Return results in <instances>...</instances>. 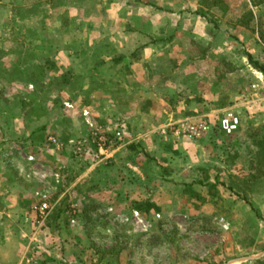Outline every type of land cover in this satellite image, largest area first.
Returning a JSON list of instances; mask_svg holds the SVG:
<instances>
[{"label": "rangeland", "instance_id": "1", "mask_svg": "<svg viewBox=\"0 0 264 264\" xmlns=\"http://www.w3.org/2000/svg\"><path fill=\"white\" fill-rule=\"evenodd\" d=\"M234 1L189 0V8H197L196 13L206 24L222 28V52L233 54L238 67L242 64L240 56L250 50L249 46L252 54L259 57L256 39L264 33V16L257 14L254 18L251 11H246L245 2ZM34 3L32 0L29 5ZM230 8L235 10L229 12ZM187 14L189 21L193 20V12ZM24 15L9 14L10 20L4 27L7 15L0 13V133L8 140L25 136L26 132L30 138L51 124L53 136L68 135L70 131L89 135L88 141L81 139L80 143L91 150V156L74 153L79 158L71 161L70 167L75 168L72 174L79 177L85 171L83 168H91L88 174L94 175V182L101 172L107 183L103 190L105 201L96 205L86 194L81 212L72 215L77 219V243L82 255L77 264H106L110 259L118 264H249L262 260L264 180L256 185L245 181L255 172L252 140L264 125H254L243 113L238 111V115L232 110L241 118V126L232 136H224L218 121L227 109L216 110L209 117L182 118L153 130L144 125L133 129L132 125L113 120L107 117L109 107L104 109L101 105V94L92 97L91 92L85 93L79 82L70 84L67 74L65 57L70 49L85 51L96 46L54 43L58 42L59 30L53 25L67 21L65 37L72 33L84 42L93 40L92 27L86 35L79 34L78 23L71 21L75 12L67 13L65 19L59 15L55 22L54 15H49L44 29L36 27L35 19L28 23L20 21ZM139 25L146 30L142 21ZM190 47L193 56L200 55L201 48ZM220 68L224 74L230 66L224 61ZM226 82L223 75L214 79L222 88L228 85ZM189 85L192 93L200 89L195 80L190 79ZM104 116L110 122H105ZM72 118L88 120L72 126ZM201 122L208 129L199 139L185 132L188 126ZM74 143L70 146L76 152L78 141ZM185 149L197 155L189 158ZM100 150L104 151L101 155ZM46 160V165L55 164L52 158ZM90 180L88 175L83 182L90 184ZM83 185L84 191L88 187ZM134 212L145 227L131 225ZM112 246L122 249L118 257L101 254Z\"/></svg>", "mask_w": 264, "mask_h": 264}, {"label": "crops", "instance_id": "2", "mask_svg": "<svg viewBox=\"0 0 264 264\" xmlns=\"http://www.w3.org/2000/svg\"><path fill=\"white\" fill-rule=\"evenodd\" d=\"M31 1L0 0V13L7 15L4 27L12 13L25 14L20 18L22 22L35 19L36 27L44 29L49 15H54L55 22L59 15L65 19L67 13L75 12L71 21L78 23L79 34L86 35L92 27L93 40L84 42L81 37L76 38L77 42L72 33L65 37V20L60 26L53 25L59 30L58 42L54 43L96 46L85 51L70 49L65 57L67 74L70 84L79 82L85 93L91 92L92 97L101 94L102 107H109L107 117L133 129L144 125L153 130L182 118L199 119L227 109L243 113L254 125H264V76L247 62L250 55L264 65V33L263 40L256 39L259 57L249 46L237 67L235 56L222 52V28L200 19L197 8L190 10L189 0H35L29 5ZM240 2H245L246 11H251L254 18L257 14L264 16V0L260 4L253 0ZM234 10L230 8L229 12ZM188 11L194 14L192 23ZM141 21L146 30L139 25ZM191 45L202 49L200 55H192ZM224 61L230 69L222 74L220 65ZM220 75L227 81L225 88L214 83ZM190 79L196 81L199 91H190ZM83 119L72 118V126L87 123L88 118ZM47 125L30 138L26 132L25 136L8 140L0 133V264H77L82 255L77 243V219L72 215L81 212L86 194L96 205L105 201L107 181L103 173L94 182V175L88 174L91 168H83L84 173L75 177V168L70 167L71 161L79 158L74 153L91 156V150L80 143L81 139L88 141L89 135L70 131L68 135L53 136L55 130ZM74 141H78L76 152L70 146ZM12 143L15 147L10 148ZM185 151L189 158L197 155ZM46 158H52L55 164L46 165ZM88 175L93 181L90 184L83 182ZM82 183L88 187L84 191ZM44 192L51 196L52 208L47 220L39 224L32 208L37 203L36 195ZM249 264H264V258Z\"/></svg>", "mask_w": 264, "mask_h": 264}, {"label": "built area", "instance_id": "3", "mask_svg": "<svg viewBox=\"0 0 264 264\" xmlns=\"http://www.w3.org/2000/svg\"><path fill=\"white\" fill-rule=\"evenodd\" d=\"M240 127V119L238 115L232 111L228 110L225 113L221 115V118L218 121V129L219 131L224 135V136H232ZM207 126L205 123L201 122L196 125H191L188 126L185 129V132L189 134L190 137L194 139H199L206 131H207ZM38 197V202L36 205L32 208V213H34L37 217V222L39 224L45 222L47 218L50 215L51 212V204L48 201V196L43 193V194H38L36 195ZM74 218V217H73ZM72 218V224L74 223V219ZM127 218L125 219V222H127ZM131 225L135 227H145L141 217L134 212L132 214V219H131Z\"/></svg>", "mask_w": 264, "mask_h": 264}, {"label": "trees", "instance_id": "4", "mask_svg": "<svg viewBox=\"0 0 264 264\" xmlns=\"http://www.w3.org/2000/svg\"><path fill=\"white\" fill-rule=\"evenodd\" d=\"M262 36H263V33H261L260 39L263 38ZM247 62L253 69H255L256 71H258L259 73H261L264 76V65H262L258 61L252 60L250 55H247ZM22 106H23V104L20 105L21 110H23V108L25 107V106H23V108H22ZM260 132L261 133H259V135L255 138H253V140H252L253 141V148H254L253 156H254L255 163H256L255 172L248 177L249 180L245 181L246 183L250 182L252 185H256L258 183H261L264 180V127L260 130ZM228 190L231 191L232 189L228 188ZM242 201H244L245 204L252 207V205L247 200H245V198H243ZM252 210H253V207H252ZM155 238L159 239L157 236ZM96 252L101 253L98 250ZM121 252H122L121 248H117L115 246H112L110 249H108L105 252H102L101 254H103V255H105V254L115 255L118 257L121 254ZM105 263L106 264H118V261L116 260V262L113 263L110 259V260H106Z\"/></svg>", "mask_w": 264, "mask_h": 264}]
</instances>
